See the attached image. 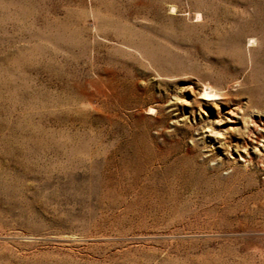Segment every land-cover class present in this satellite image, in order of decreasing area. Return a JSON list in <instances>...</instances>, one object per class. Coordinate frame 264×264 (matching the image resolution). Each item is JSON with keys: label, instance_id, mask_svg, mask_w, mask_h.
<instances>
[{"label": "rangeland", "instance_id": "obj_1", "mask_svg": "<svg viewBox=\"0 0 264 264\" xmlns=\"http://www.w3.org/2000/svg\"><path fill=\"white\" fill-rule=\"evenodd\" d=\"M0 264H264V0H0Z\"/></svg>", "mask_w": 264, "mask_h": 264}, {"label": "bare ground", "instance_id": "obj_2", "mask_svg": "<svg viewBox=\"0 0 264 264\" xmlns=\"http://www.w3.org/2000/svg\"><path fill=\"white\" fill-rule=\"evenodd\" d=\"M203 93V92H202ZM204 97H214V95H211V94H208V93H206V92H204L203 94H202ZM216 95V94H215ZM210 99V98H209ZM205 100H207L206 98H205Z\"/></svg>", "mask_w": 264, "mask_h": 264}]
</instances>
